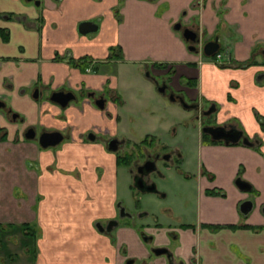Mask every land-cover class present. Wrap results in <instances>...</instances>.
Listing matches in <instances>:
<instances>
[{"label":"crops","instance_id":"0c3cea01","mask_svg":"<svg viewBox=\"0 0 264 264\" xmlns=\"http://www.w3.org/2000/svg\"><path fill=\"white\" fill-rule=\"evenodd\" d=\"M39 1L0 0V14L27 15L31 25L0 18L10 34L7 43L0 37V58L17 60L0 59V96L25 122L18 127L0 116L7 131L0 140V264H168L156 248H167L176 264H264V0ZM83 22L97 30L81 34ZM177 22L195 27L205 41L226 35L234 61L252 64L221 68L202 60L174 30ZM115 47L124 57L115 64L138 66L135 75L119 78L103 68L83 74L64 58L105 61ZM153 64L179 74L168 82L153 67L151 75L174 91L195 78L190 95L201 105L215 104L217 125H236L249 143L195 139L192 149L183 148L182 174H169L176 195L158 222L146 217L144 228L124 221L100 232L97 221L116 219L118 202H126L115 155L103 144L85 145L82 134L97 125L130 142L163 136L158 111L176 107L140 76L142 65ZM83 87H107L123 106H111L109 118L84 101L62 109L49 100L56 91L78 95ZM31 126L40 133L72 126L75 142L43 150L37 137L25 139ZM237 178L250 188L240 190ZM165 191L168 197L171 189ZM244 201L253 202L247 214L240 211ZM142 233L152 239L144 241Z\"/></svg>","mask_w":264,"mask_h":264},{"label":"flooded vegetation","instance_id":"af4514ba","mask_svg":"<svg viewBox=\"0 0 264 264\" xmlns=\"http://www.w3.org/2000/svg\"><path fill=\"white\" fill-rule=\"evenodd\" d=\"M30 3H33V5H40L39 0H26ZM0 18L5 21H15V22H21L24 23L25 26L31 27L30 24L27 22V15L22 14H15V13H2L0 14ZM180 26L179 29H177V26ZM34 25H32L33 27ZM35 28V27H34ZM185 29H188L195 33L196 39L194 41L186 40L183 36V31ZM174 30L177 33L181 34L182 39L188 44V50L190 52H193L200 56L202 60H205L217 67L221 68H245L252 64V62L248 63H236L232 57L231 54V48L229 43L227 44L225 40L227 39L226 35H222L220 33H216L213 38L205 41L204 40V34L199 32L195 27L190 26L189 24L177 22L174 25ZM85 35V34H84ZM9 30L5 28H0V37L3 42L7 43L9 41ZM218 45L217 50L211 55L206 56L204 53V47L206 44L210 42H215ZM223 44V45H222ZM114 52L109 51L108 57L105 59V61H99V60H93L91 58H80V59H73L71 55L68 53V55H65L64 58L68 61L73 62L74 66L81 71V73H90V74H100L101 69L106 70L105 68L112 65L118 67L115 63L117 61H124L123 52L120 48L115 47L112 48ZM60 59H64L59 55ZM4 62L9 61H17L16 59L12 58H0ZM146 69L145 71V78L151 79L155 85H156V91L159 93V95L163 96V98L167 101L168 105H172L176 107V111H164L163 109L161 111H158V113H165L166 115H162L167 119V115H173L172 121H174V115L178 117L183 118L182 112H185L186 114H191V118H195L198 121V127H197V133L196 138H201V142H208L211 144H217V143H223L225 145H237V144H246L249 143L247 138L244 136L243 131L239 129L234 124H224V125H217L215 121V114L217 109L215 104H207L205 102L204 105H201L200 102L195 100L190 94H186L183 92V90L180 88L178 91H174L170 89L169 87V80L163 81L160 83L158 82L157 78L154 77L150 69L152 70L157 69L158 71H162L167 74H175V70L173 67H167L160 64H153L151 68L148 69L146 65H143ZM154 67V68H153ZM109 71V69H107ZM118 70V69H117ZM196 86V80L194 78L190 81H187V84L184 88L191 90L194 89ZM39 90H35L32 93L33 98H38L40 96ZM55 94L64 96L67 95L70 97L68 100L66 106L62 107L57 102H55L53 99V96ZM73 91H56L52 93L50 96V101L52 103H55L59 105L62 109H66L71 104L75 103L77 100L83 102L84 104H87L91 108L95 109L96 111H99L100 113L105 114L107 117L110 118L111 116V106H113L115 109L121 108L123 106V101L119 97L118 93H113L108 90L107 87L103 89V91H95V90H88L82 88L81 91H78L77 94ZM0 103L2 106H0V116L8 118L9 121L14 122L18 125V127H22L24 125V119L21 117V115L17 112H14L11 107L8 106L7 101L4 100L3 97L0 96ZM101 103V104H100ZM102 105V106H101ZM151 113V112H150ZM159 117V116H158ZM133 120L132 117L129 118V121ZM159 121L162 127H166V131L163 133V136H156V135H147L143 137L138 142H130L126 141L124 139L120 140L116 136H112L110 131L106 128L103 129L99 126H93L92 128L85 130L82 134V142L85 145H92L93 147L98 146L100 144H103V147L105 150H107L108 153L115 155V163L117 170H121V168H124L126 170L125 174L127 176L126 181V189L131 194L139 193L143 194L144 196H150V195H161L162 199H166V191L160 190L157 187L156 182H153L151 180V175L158 173L160 175L161 181H164L167 177L170 178L169 174L174 175H180L182 174V153L183 148L174 147L173 145H176V137L179 133V122H166L167 120H163L162 117H159ZM184 123V122H183ZM183 126V125H181ZM160 128V131H163V128ZM69 131L67 132H59V131H45L39 134L37 136V132L35 131V128L33 126L27 127L24 130V137L28 140L36 139L37 137V143L39 147L43 150H52V148L59 149L64 144L67 143H73L75 142V138L73 136L74 128L72 126H69ZM6 129L4 127H0V140H3L6 136ZM44 133H59L61 135V140L59 143L55 146H50L48 148H43L40 146L39 138ZM181 133V132H180ZM194 136V134H191V136ZM236 136H239L238 141L234 142L233 138ZM215 137H225L216 139ZM193 138V137H192ZM195 141V140H194ZM122 153V154H121ZM159 164H162L163 169L159 167ZM31 165V164H30ZM100 175V174H99ZM241 179L237 178L235 181L237 187L242 190L238 183H241ZM248 188H250L249 185H247ZM248 190V189H247ZM215 193V191H212ZM139 197L138 199H140ZM145 198V197H144ZM148 199V197H146ZM138 201V200H137ZM245 202H251L253 207L252 201H244ZM124 201L120 200L117 204L118 208V215L116 219L109 220L106 225H101V223H96V227L99 231V228H103L105 231L106 229L112 228L110 232L115 229L117 226L120 225L121 222L127 221L131 223L132 225H138L140 228L144 225L142 223V220H144L146 217H150L152 215V212L149 210H144L143 212H140L139 214H131L127 211L126 205L123 204ZM242 203V204H243ZM135 206L139 207V201L135 202ZM241 204V205H242ZM251 207V209H252ZM122 209V210H121ZM141 211V208H139ZM250 209V210H251ZM241 211V207H240ZM242 212V211H241ZM243 213V212H242ZM264 213V209H263ZM245 214V213H243ZM247 214V213H246ZM123 215V216H121ZM139 220H138V219ZM158 220V219H157ZM155 222H158V221ZM100 224V225H99ZM2 228V227H1ZM2 231H5V228L2 229ZM109 233V232H108ZM1 236V234H0ZM142 238L144 241H150L152 238L150 236H146L144 233H142ZM175 236V235H173ZM158 249L164 250V253L156 255L155 251ZM153 253L155 256H164L167 258L168 264H176L173 261V254L167 249V248H156L153 250ZM129 264H134L133 260L128 261ZM177 264H183L177 263ZM192 264H197L194 261Z\"/></svg>","mask_w":264,"mask_h":264},{"label":"rangeland","instance_id":"374dc122","mask_svg":"<svg viewBox=\"0 0 264 264\" xmlns=\"http://www.w3.org/2000/svg\"><path fill=\"white\" fill-rule=\"evenodd\" d=\"M125 68H129V69L132 68V71L130 69V71H128V73H126L124 71ZM137 68H138V66L119 64L118 67L110 65V66L106 67L105 69L111 70V72H113L115 75H118L119 78H122V77H125L127 74L135 75V72H137L136 71ZM117 69H118V72H117ZM145 71H146V69L142 65L141 68L139 69V72H140L139 74L143 79L146 76ZM150 71L152 72V74H154L152 68L150 69ZM163 76H165L166 79H169V78L170 79L173 78V80L174 79H176V80L180 79V76L178 73L170 74V75L167 73H164ZM158 82L161 83L162 80H158ZM181 89L187 95L191 93L190 91H188V89L183 88L182 85H181ZM150 111H151V109L149 110V112ZM181 114L183 115V118L181 117V119H180L179 115H178V117L176 115H174V117H173L174 121H172L173 115L172 116L167 115L168 116L167 119H165V117H163L164 115H166L165 113H161L157 116L162 117V122H163V120H167L166 122H168V123L177 122V121L179 122V126H178L179 127V129H178L179 133H178V136L176 137V140H177L176 145H173V146L178 147V148H186V149L190 150L194 147V144H195L194 140L196 138L198 121L195 118H191L192 113L186 114L185 112L181 111ZM130 122H132V120ZM181 125H183V126H181ZM192 133H194L193 138L191 136ZM39 134H40V131L38 130L37 136H39ZM55 150H54V148H52V151H55ZM159 167L161 168L162 164H159ZM161 169H163V168H161ZM125 171L126 170H124V168H121V170H119L118 176H119V183H120L119 195H120L121 199L125 200V202H126L125 205H126L127 211L131 214H136V213L139 214L140 212H143L144 210H149L150 212H152V215H150V217L147 220L155 222L158 219V215L160 213L164 212V208L169 207L168 202L172 203L173 198L176 195V192L174 190L176 188V186H175L174 182L168 177L164 181H161L160 175L158 173L151 175V180L153 182H156L157 187L160 190L171 189V192H169V195L166 199H162L161 195L160 196H158V195L144 196L143 194H139V193H135V194L132 193L131 194L126 189L127 176L125 174L126 173ZM167 186H169L171 188H166ZM139 197H141V198L138 199ZM146 197H148V199ZM137 200L139 201V207L135 206L136 205L135 202H138ZM139 208H141V211ZM0 263H2L1 260H0Z\"/></svg>","mask_w":264,"mask_h":264},{"label":"water","instance_id":"95a60500","mask_svg":"<svg viewBox=\"0 0 264 264\" xmlns=\"http://www.w3.org/2000/svg\"><path fill=\"white\" fill-rule=\"evenodd\" d=\"M176 28L179 29L180 26L178 25ZM78 29H79V32L81 34H87V33L96 31L97 30V26L94 25L93 23H90V22H83V23H81L79 25ZM183 36H184V38L186 40H190V41H194L196 39L195 33H193L192 31H190L188 29H185L183 31ZM217 48H218V45H217L216 41L215 42H210V43L205 45L204 53L206 54V56H211L217 50ZM69 99H70V97L67 96V95L61 96V95L55 94L53 96L52 100L57 102L60 106L64 107V106H66V104H67ZM0 106H2L1 103H0ZM215 138L216 139H220V138H225V137H215ZM238 139H239V136H236L235 138H233L234 142L238 141ZM60 140H61V135L59 133H44V134H42L40 136L39 143H40L41 147L48 148L50 146L57 145ZM238 186L242 190L249 189L248 186L245 183H243V182L238 183ZM251 207H252V203L251 202H245V203H243L241 205V211L246 214V213H248L250 211ZM121 216H123V215H121ZM111 229L112 228L110 227L109 229H106V231L109 232ZM99 231L100 232H104L105 230L100 227ZM162 253H164V250H162V249H158V250L155 251L156 255H159V254H162Z\"/></svg>","mask_w":264,"mask_h":264},{"label":"trees","instance_id":"16d2710c","mask_svg":"<svg viewBox=\"0 0 264 264\" xmlns=\"http://www.w3.org/2000/svg\"><path fill=\"white\" fill-rule=\"evenodd\" d=\"M111 51L114 52V50H112V49H111ZM218 227H219V226H218ZM215 228H217V227H215ZM26 234L28 235L29 233H26ZM32 235L34 236V234H32Z\"/></svg>","mask_w":264,"mask_h":264}]
</instances>
